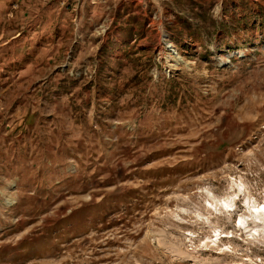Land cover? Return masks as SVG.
<instances>
[{
  "label": "rangeland",
  "instance_id": "374dc122",
  "mask_svg": "<svg viewBox=\"0 0 264 264\" xmlns=\"http://www.w3.org/2000/svg\"><path fill=\"white\" fill-rule=\"evenodd\" d=\"M247 200L264 0H0V264H264Z\"/></svg>",
  "mask_w": 264,
  "mask_h": 264
},
{
  "label": "bare ground",
  "instance_id": "6f19581e",
  "mask_svg": "<svg viewBox=\"0 0 264 264\" xmlns=\"http://www.w3.org/2000/svg\"><path fill=\"white\" fill-rule=\"evenodd\" d=\"M236 196H237V194L234 193L232 195H228L223 200V202L220 205L224 211H230L232 209ZM245 204L249 210V213H250L249 215L251 216L253 223H254V226L251 228V230H248V232H250L249 234H252L251 231L256 232L259 229H261V231L262 230L264 231V226L259 225L257 223L258 221H262V218L264 216V206H260V204H257L254 201H250V200L249 201L247 200V202H245ZM237 226H239L241 228L245 227L244 217H240L238 219Z\"/></svg>",
  "mask_w": 264,
  "mask_h": 264
},
{
  "label": "trees",
  "instance_id": "16d2710c",
  "mask_svg": "<svg viewBox=\"0 0 264 264\" xmlns=\"http://www.w3.org/2000/svg\"><path fill=\"white\" fill-rule=\"evenodd\" d=\"M115 199H112V198H110L109 199V202L106 204L107 206H105L104 207V210H103V213H106L108 210H112L113 208H115V206H116V204L113 202ZM110 201H112V202H110ZM81 217H83V218H79L78 220H76V221H78V222H80V223H85L87 220H86V218L88 217V216H86V215H83V216H81ZM99 217H100V214H97V215H95L94 217H93V219H92V221H93V223H94V226H96V225H98V223H99V221H98V219H99ZM60 224V223H59ZM58 224V225H59ZM58 225H55V226H53V227H50V228H48V229H46V232H48V231H52L53 229H55L56 227H58ZM56 233V232H55ZM49 246H46V248H48Z\"/></svg>",
  "mask_w": 264,
  "mask_h": 264
},
{
  "label": "built area",
  "instance_id": "2783aa9c",
  "mask_svg": "<svg viewBox=\"0 0 264 264\" xmlns=\"http://www.w3.org/2000/svg\"><path fill=\"white\" fill-rule=\"evenodd\" d=\"M65 1V0H64Z\"/></svg>",
  "mask_w": 264,
  "mask_h": 264
}]
</instances>
